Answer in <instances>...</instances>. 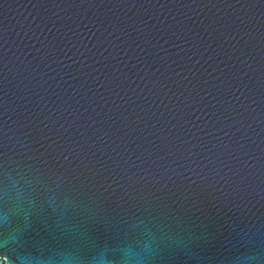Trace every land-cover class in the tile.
<instances>
[{"label":"water","instance_id":"95a60500","mask_svg":"<svg viewBox=\"0 0 264 264\" xmlns=\"http://www.w3.org/2000/svg\"><path fill=\"white\" fill-rule=\"evenodd\" d=\"M0 264H264V0H0Z\"/></svg>","mask_w":264,"mask_h":264}]
</instances>
